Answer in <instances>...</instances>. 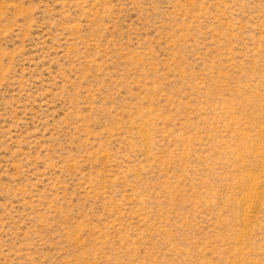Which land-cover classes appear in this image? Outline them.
Returning a JSON list of instances; mask_svg holds the SVG:
<instances>
[{
	"label": "rangeland",
	"instance_id": "1",
	"mask_svg": "<svg viewBox=\"0 0 264 264\" xmlns=\"http://www.w3.org/2000/svg\"><path fill=\"white\" fill-rule=\"evenodd\" d=\"M0 264H264V0H0Z\"/></svg>",
	"mask_w": 264,
	"mask_h": 264
}]
</instances>
